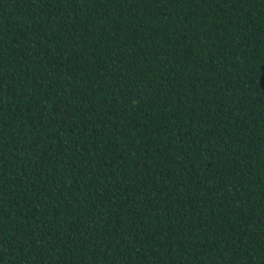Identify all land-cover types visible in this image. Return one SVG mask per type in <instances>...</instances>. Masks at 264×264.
Returning <instances> with one entry per match:
<instances>
[{"label":"trees","instance_id":"16d2710c","mask_svg":"<svg viewBox=\"0 0 264 264\" xmlns=\"http://www.w3.org/2000/svg\"><path fill=\"white\" fill-rule=\"evenodd\" d=\"M0 264H264V0H0Z\"/></svg>","mask_w":264,"mask_h":264}]
</instances>
